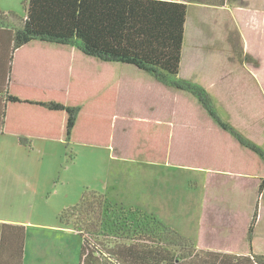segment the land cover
Masks as SVG:
<instances>
[{
    "label": "trees",
    "instance_id": "obj_1",
    "mask_svg": "<svg viewBox=\"0 0 264 264\" xmlns=\"http://www.w3.org/2000/svg\"><path fill=\"white\" fill-rule=\"evenodd\" d=\"M25 12L24 19L17 22L14 30L13 49L34 42L50 45L54 51L53 60L62 64L67 61V65L70 61V86L68 83L66 92L22 90L10 84L11 75L4 91L2 134L17 135L22 145H28L29 138H45L65 144L109 146L118 78L85 79L84 68H91L76 66L73 54L83 61L93 62L95 67L107 65L110 68L106 71H114L116 76L119 68L130 66L168 90L190 98L196 105L197 124L208 120L215 129L216 134L212 135L215 146L219 148L228 139L241 151L236 157L227 154L224 169L219 168L221 151L213 154L208 150L207 147H211L209 139L204 149L197 147L196 151L195 147L197 165L214 171L222 170L227 175L237 165L243 169L245 159L262 163L264 167V148L222 119L207 89L178 76L187 18L186 4L170 0H28ZM5 20L13 22L16 17L13 13L0 11V22ZM111 88L109 97L107 91ZM71 90L75 103L68 102ZM167 129L164 124L132 120L127 140L129 158L163 163ZM209 154H213L212 165L210 157L209 160L203 159ZM263 167L259 165L257 169L264 173ZM258 172L252 169L249 173L245 168L243 175L256 177ZM263 191L264 177L260 178L258 194H263ZM112 206L104 195L85 190L74 206L59 214V223L71 227L81 241L79 264H264V255L242 258L196 250L191 242L154 217L119 205L156 223L154 228L148 229L140 223L122 225L118 218L111 216L116 214ZM257 219L258 203L247 228L251 247ZM120 224L123 228L117 227ZM104 226L108 227L107 230L100 229ZM1 228V248L9 249L12 245L15 249L17 246L22 261L24 229L8 225ZM8 228L12 231H6ZM14 231L18 234L15 235ZM260 244L264 250V241Z\"/></svg>",
    "mask_w": 264,
    "mask_h": 264
},
{
    "label": "rangeland",
    "instance_id": "obj_2",
    "mask_svg": "<svg viewBox=\"0 0 264 264\" xmlns=\"http://www.w3.org/2000/svg\"><path fill=\"white\" fill-rule=\"evenodd\" d=\"M27 1L28 0H0V10L7 14L8 12L13 13L16 17V20H13V22L17 24V22L22 21L26 15L25 10ZM204 9L207 8H192L190 12H188L189 18L187 19L185 28V43L181 52L178 76L182 79L201 84L205 89L207 88L205 84L211 83L212 85L207 91L213 96L221 116L227 118L224 109L228 108L231 113L232 122L235 126L239 127L238 130L245 137L264 148V85H260L259 91L258 82L254 81L252 76H249L253 68L251 62H248L247 59L252 60V57L250 54H246L245 50L244 56H242V44L239 43V41L238 43L235 41L234 34L224 35L219 30L217 22L215 26H212L209 22L210 18L206 16L208 13ZM237 9H239V11L243 9L250 11L248 7H237ZM255 10L258 13L257 21L247 23L245 16H243L242 23L236 24L235 20L237 21V19H235L236 16L234 12H232L230 13L232 17L230 25L232 29L235 25H237V27H239V25L243 27H247V25L248 27H258L260 32H257L254 37L260 36L261 39L264 40V31H261V29H264V17H261L262 15L259 16L260 13L257 10V4ZM195 11L198 13L196 14ZM216 18H219V16ZM226 20L229 21L230 18L228 17ZM247 31L250 35V28H247ZM228 37L230 40L234 41H229ZM229 44H233L235 53L232 54L229 52L228 57L234 59V57L237 56L235 59L236 61L241 63L245 61V63H247L243 66L242 70H240L239 63H237L238 76H230L229 73L226 74L227 71L230 70V67L225 62L222 50H229ZM194 50H201L202 52L196 53ZM72 60L76 66L81 65L91 68L88 70L84 68L85 79L115 80L118 78L117 82L118 85H120L118 87L119 95L117 93L116 110L118 111L119 106V112L125 109L124 114L129 113V108H138L139 102L150 101L160 89L165 92L172 91L167 90V88L159 85L149 76L136 71L130 66H122L119 68L120 71L119 75L117 73V77L114 71H106L110 68L107 65L101 64L95 67L93 62L83 61L79 57H74L73 54ZM69 70L70 61L68 60V83L70 86L71 79ZM231 71L235 72V68L231 69ZM65 77L67 78V74L62 70V76L56 78L57 84L62 88L64 87ZM152 84L160 89L152 86ZM111 91L112 88L107 91V96L110 97ZM253 93L255 96H253ZM73 95V90H71V93L68 94L69 103H75L74 98L71 97ZM241 98H244V103H242L244 109H242V104L239 105ZM237 106L238 109L241 110H238V113H236ZM242 111L249 115V118L243 122L239 118V115L244 116ZM197 125L199 127L196 132L198 137L202 127L200 124ZM126 130L127 127L124 122L119 121L118 128L115 132L116 142L122 143L124 141ZM205 132H211V136H209L210 138L208 139H196V151H198L197 147L204 149L210 139L211 147H207V149L213 154L219 150L221 151V156L219 157L221 163L219 164V168L224 169L226 155L228 154L229 156L236 157L237 154L241 152L239 147L224 137L227 143L224 141L219 145V148H217L212 136L216 132L215 129H206ZM6 143H4L2 149L4 154H7L10 158L18 156L21 161L30 156L35 157L36 155L34 154L32 146H25L27 153H21L17 150L12 140H10L8 144ZM11 143H13V145ZM13 146H15V148ZM46 149H48V156L53 157V159L50 158L48 161V174H50L53 187L50 198L51 202L54 203V208L52 209L50 207L48 210L45 208L38 211L40 215L37 214L32 220V224H36L32 229V235L37 232V229H44L46 232L48 230H53L49 232L53 235L47 238L49 240H59L63 244L65 250H67V254L61 253L62 255L58 256L59 250L56 249L53 251V255L57 256L62 264H66V258L69 264H76L72 256L77 253L78 247L80 246V239L71 230L58 229L60 224L58 223V216L66 209L63 208L65 205H62L60 195L65 192L70 196L71 193L68 189H71L72 185L76 190H79L77 186L90 189L92 186L95 188L96 185V188L102 189L106 182V175L103 174V172L109 163L108 154H110V151L107 147H97L78 143H62L57 146L50 142ZM213 154L205 156L207 160H209L208 157H210L211 165ZM76 157L80 158L76 159L75 162H71V160H74ZM80 162L82 166H79V170H75L78 168ZM66 164L69 165V172H77V175L74 176V182L71 185H65V183L62 182V176H65L66 172H68L65 168ZM253 164H255L254 167ZM259 165L263 167L262 163H255V161L245 159L243 160V169H240L238 167L239 165H237L228 176L221 177L219 175L208 174L206 170L175 166L172 169L179 171L178 175L170 177L167 175L165 177V183L158 188L155 193L153 190H148L145 195L151 201L152 206L158 211L155 218L193 245H209L211 248H215L217 245L224 246L228 241L230 244L235 243L233 246L240 248V242L247 240L245 231L250 224L258 200L259 215L255 225L256 227L253 230V236L264 238V191L263 194H258V185L260 183V178L264 177V173H262V169H257ZM6 166L7 164L2 160L0 155V168H5ZM34 168H37V163H34ZM245 168L249 173L252 169L256 172L259 171L256 173L258 175H256V177L243 175ZM157 169L160 172H167L170 170L164 168V166L157 167ZM99 194L104 195L103 193ZM105 197L107 198V196ZM157 198H160L161 201L153 202V200ZM111 203L113 205V213H116L111 216L116 219L118 218L122 225L124 223H134L136 225L140 223L142 227L146 229L155 227L156 223L153 222L151 218L145 217L141 213L128 211L119 205H115L113 202ZM55 209H57V212ZM11 213L13 212L11 211ZM203 215L205 224H202L200 236V223ZM122 218L125 220H122ZM121 224L117 227H122ZM104 228L107 230L108 227L104 226L100 229L105 230ZM112 230L114 229L112 228ZM33 237L34 240L32 242L31 239L28 241L29 248H27V252L31 254H35L36 251L38 252L40 250V248H38L40 242L39 237L37 235ZM60 256H62L63 260Z\"/></svg>",
    "mask_w": 264,
    "mask_h": 264
},
{
    "label": "crops",
    "instance_id": "obj_3",
    "mask_svg": "<svg viewBox=\"0 0 264 264\" xmlns=\"http://www.w3.org/2000/svg\"><path fill=\"white\" fill-rule=\"evenodd\" d=\"M170 1L184 3L187 5V18L185 22V28L187 19L189 18L188 12H190V9L207 8L204 10H206V12L208 13V15L206 16L210 18L209 22L212 26H215V23L217 22V24L219 25V30L224 35L234 34L235 41L237 43L239 41V43H241L243 46H241V55L244 56L245 50L246 54H250L252 57V60L247 59L248 62H251L253 68L251 75L249 76H252V79L258 82V89L260 91V85H264V40H262L260 36L254 37L257 32H260L258 27L255 26L248 27L247 25V27H243L239 25V27H237V25H235V27H233V30L230 25V21L232 20L230 13L234 12L236 16L235 19H237L238 21L237 22L235 20L236 24L242 23L243 16H245L247 23L257 21L258 13L255 10L256 4L257 10L260 13L259 16L262 15L261 17H264V0ZM237 7H248L250 8V11H246L245 9L239 11ZM0 11L4 13L2 10ZM195 12L196 14L198 13L197 11ZM217 16H219V18H216ZM228 17L230 18L229 21L226 20ZM247 28H250L251 30L250 35L248 34ZM15 29H17V26L11 20L0 22V155L2 160L7 164L5 168H0V245L2 225L22 227L25 231V243L22 261H20L17 246L15 247V249H13L12 245L9 247V249H7V247L1 248L0 246V264H62L61 260L58 259L57 256L53 255V251L58 249L59 256L62 255L61 253L67 254V250H65L63 244L59 240H49L47 238L48 236L53 235L49 233L53 230H48L46 232L44 231V229L35 228L37 229V232L34 233V235H37L40 239V242L38 244V248H40V250L38 252L36 251L35 254H31L27 252V248H29L28 241L30 239L31 242L34 240L32 229L36 224H32V220L37 216V214L40 215L38 211L45 208H47L48 210L50 207L52 209L54 208V203L51 202L50 198L53 187L51 184L50 174H48V161L50 160V158L53 159V157L48 156V149H46V147L49 142L57 146L61 145L64 142L49 140L45 138H29L27 142L28 145H22L19 142V138L17 135L2 134L1 115L3 111L4 91L9 85V78L11 75L12 79L10 84L12 86H16L18 89H35L40 92H44L45 90L49 92H66L68 88V65L67 61L62 64L60 61L57 62L51 58L54 51L52 50L50 45L34 42L20 49H13V34ZM261 31H264V29H261ZM228 40L234 41L230 40L229 37ZM229 46V50H222L224 53L225 62L230 67V70H228L226 74L229 73L230 76H238L237 63H239L240 70H242L243 66H245V64L247 63H245V61L242 63L236 61L235 59L237 58V56H233L234 59H232L231 57L229 58V52L232 54L235 53L233 44H229ZM194 52L201 53L202 51L194 50ZM233 68H235V72L231 71V69ZM62 70L65 74H67V78L65 77L63 88L57 84L56 79L62 76ZM211 85V83L205 84V87H207L206 89H209ZM152 86L159 88L154 84H152ZM117 93L119 95V90ZM253 96H255L254 93ZM242 103H244V98L240 99L239 105H241ZM116 105L110 144L107 147L110 151V154H108L109 163L107 164V167L103 172V174L106 175V182L104 183L103 188L98 189L96 188L97 185L95 186V188H93L94 186H92L90 189L77 186L79 190H76L72 185V188L68 189V191H70L71 193L70 196L65 192L60 195L62 205H65L63 208L74 206L79 201L82 193L86 189H88L103 193L105 196H107L109 201L115 204L121 205L125 208L137 209L138 211L155 218V215H157L158 211L152 206L151 201L145 195V193H147L148 190H153V192L155 193V191L165 183V177L167 175L169 177L178 175L179 171H175L172 169L175 166L196 170H206L208 171V174L217 176L219 175L220 177L228 176L227 173L222 170L214 171L209 167L197 165L195 141H197L196 139L202 140L206 136H211V132L206 133L205 131L206 129L211 130L212 124L208 120L205 123L200 124L203 131L200 130L197 137L196 119L198 115H196L197 113H195L196 105L190 98L180 94H176L173 91L165 92L160 89L150 101L139 102L138 108H129L128 114H124L125 109L119 112V106L117 111ZM242 109H244L243 104ZM238 110L240 109H238L237 106L236 113H238ZM224 111L227 118H223L218 111L219 115L223 120L227 121L238 130L239 127L235 126L232 122L229 109L225 108ZM242 113L244 114V116L239 115V118L243 122L244 120L249 118V115L245 114L244 111H242ZM132 120L145 121L151 124L159 123L164 124L168 127L166 133V154L165 161L163 163L131 160L129 158V152L127 150V140L129 124L132 122ZM119 121H123L127 127L125 139L122 143L115 141V132L118 128ZM10 140L13 141L17 150L21 153H27L26 147L32 146L34 154H36L35 157L30 156L25 160L20 161V158L18 156L10 158L9 156H7V154H4L2 147L4 143L7 142L6 144H8ZM13 143L11 144L13 145ZM15 146L13 147L15 148ZM78 158L80 157H76L72 162H75V160ZM203 159H205V156L203 157ZM34 163H37V168H34ZM79 166H82L81 162L78 164V168L75 170H79ZM161 166H164V168L170 170H168L167 172H160L158 171L157 167ZM68 167L69 165L66 164L65 168L68 172H66L65 176H62V182L65 183V185L73 184L75 179L74 176L77 175L76 171L69 172ZM157 201H161L160 198L153 200V202ZM257 203L259 204V200ZM55 210L57 212V209ZM11 211L13 213H11ZM159 223L161 222L159 221ZM202 224H205L204 215L202 216L200 223V236L202 231ZM247 228L245 231L246 237ZM58 229L73 231L71 227L63 226L61 224H59ZM6 231H12V229L8 228L6 229ZM14 232L15 235L18 234L17 231ZM73 233L77 236L74 231ZM252 237V247L248 243V237L247 240H243L242 242H240V248H238L237 246H233L235 243L230 244L228 241L224 246L217 245L215 248H211L209 245L202 246L200 243V246L194 245V247L196 248V250L210 251L221 255L242 258L260 255L263 256L264 250L261 247L260 241H264V238L254 237L253 234ZM79 243L80 246L78 247L77 253L72 256L76 264H79L81 251V241ZM60 258L62 259V256H60ZM65 262L66 264H69L67 258Z\"/></svg>",
    "mask_w": 264,
    "mask_h": 264
}]
</instances>
